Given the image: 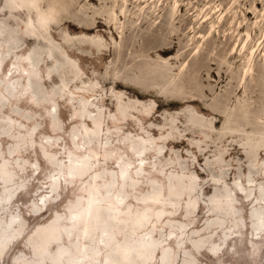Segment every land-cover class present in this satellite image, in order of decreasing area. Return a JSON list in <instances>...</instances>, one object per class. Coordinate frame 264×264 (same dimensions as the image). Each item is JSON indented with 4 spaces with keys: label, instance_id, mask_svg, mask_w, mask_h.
<instances>
[{
    "label": "rangeland",
    "instance_id": "rangeland-1",
    "mask_svg": "<svg viewBox=\"0 0 264 264\" xmlns=\"http://www.w3.org/2000/svg\"><path fill=\"white\" fill-rule=\"evenodd\" d=\"M51 1L43 0V10ZM55 1L60 16L31 40L28 14L0 0V173L7 183L0 177V244L16 235L0 264H110L113 253L140 252L142 241L152 239L158 248L147 264H162L163 252L166 264H264V229L256 230L252 218L253 211L264 217V0H179L184 19L175 49L162 57L142 51L153 40L146 25L126 30L122 40L104 23L84 30L71 22L82 9L106 11L109 4ZM174 1L164 6L165 17ZM129 9L137 13L133 4ZM202 9L216 11L214 22L226 15L204 44L197 37L207 27L189 32ZM248 32V52L263 44L255 79L244 89L239 77L247 56L231 53ZM154 36L157 44L169 42ZM199 47L201 57H193ZM212 57L227 66H212L211 77L198 73ZM164 61L167 67L160 66ZM67 63L85 86L100 82L102 88L65 87ZM114 77L123 84L114 87ZM201 91L203 103L180 97ZM228 91L237 92L226 105ZM243 105L253 111L247 117ZM256 110L263 112L260 148L253 126L244 125L255 123ZM82 158L92 167L85 175L83 161L80 171L72 167ZM89 200L98 204L94 211L101 206L112 216L100 227L89 223L84 238L81 211Z\"/></svg>",
    "mask_w": 264,
    "mask_h": 264
},
{
    "label": "bare ground",
    "instance_id": "bare-ground-1",
    "mask_svg": "<svg viewBox=\"0 0 264 264\" xmlns=\"http://www.w3.org/2000/svg\"><path fill=\"white\" fill-rule=\"evenodd\" d=\"M87 1L92 2L94 0H87ZM97 1H99L100 4L105 3V4H109L110 6H108V9L106 11H103V10H100L97 8H94L92 10H91V8L82 9L78 12L80 14V17L78 16V14H77V16H73L71 18V20H72L71 22L74 25H76L77 27L84 29V30H92L95 28L98 29L99 26H97L96 24L97 23H104L108 27V29L111 30V32L118 33L117 35H119V37L122 40H123V37L125 35L126 30L133 28V30L139 31V30H141V28L144 25H146L148 31H150V35H151L150 37H152L153 40L150 41V44L144 43L143 44L144 46L143 45L141 46V49L144 53H147L148 51L149 52L153 51L151 53L156 54L158 57H162V56L167 55L168 53L172 52L173 49H175V45H173L174 43L172 41L174 39H176V36H178V34L180 32V28L178 26V23H180L184 19V18L183 19L179 18V15H180L179 11H181V8H182L179 0L174 1L173 12L168 17H165L166 12H165V8H164V6L167 4L168 0H134V1H132V0H97ZM9 2L11 5L14 6L15 10L25 11L28 14L29 18H28V21L26 23V28L32 37L31 40H37V38H38L37 37V34H38L37 29L48 30V27L50 26V24L53 21L57 20V18L60 16V10L56 5L57 1H55V0H52L51 2H49L47 4V7H48L47 10H43V6H42V4L44 3L43 0H9ZM132 4H133L134 8H137V13H133L130 11L129 7ZM88 14H91V15H88ZM215 14H216V11L211 10L210 12H207V9L206 10L202 9L201 13L198 16H196V18L194 20L196 26L194 24V26H192L190 31H189L190 33H196V29H202L204 27H207L208 28V32H207L208 34L207 35L199 34L197 37L198 39L201 40L202 44H204L209 38H212L215 35V33L217 32V29L220 27V25H222L225 21L224 18L226 15H223V17H221V19L217 22L212 21ZM106 16H107V18H105ZM188 16L191 17V16H193V14L192 15L189 14ZM101 18L105 19V21L102 22V21L98 20ZM123 19H124V21L122 22ZM36 21H37V25H36ZM164 21L166 22L165 26H163ZM128 23H129V25H127ZM154 35H161V36L165 37L166 39H168L169 42L165 45L157 44ZM84 36L85 37L82 40H85V39L88 40V36L86 34ZM217 36H219V35H217ZM252 38H253V36L251 33H249V32L246 33V37L243 40L242 44L239 43L238 45H236L232 49V53H231V56H233V55L237 56L238 55L237 57H244L245 54L247 56L246 62H245V64H246L245 70L243 71V73L239 77V81L242 85V88L244 87V89H245V86H246L248 80H250V79L254 80L255 79V73L253 71V63H255V57H257L258 50L260 49V47L263 44L262 40H259L252 48H250V50L248 52V48H249V45L252 41ZM195 39H196V37H195V35H193L191 41L194 42ZM134 42L136 43L135 39H134ZM66 43L69 46H71L72 39H67ZM91 43H93V47H94L95 51L96 50L102 51L100 49V46L98 45V43H94V42H91ZM81 44L82 45L87 44V41L86 40L81 41ZM192 44L193 43H191V45ZM96 46H99V47L95 48ZM202 46L203 45H201L200 47H202ZM240 46H241V48H240ZM200 47L195 51L193 57H201V48ZM122 50H124V49H122V47H121L120 52ZM190 64H191V61L186 65V67L183 68V70L189 69ZM220 64H222V63L216 61V59L214 57H212L210 59V62L206 63L205 66H203L202 68H199V69L197 68V72L200 73V71H202V69H204V71H206L205 73L207 74V76L211 77L212 73H213V71H212L213 67L212 66L218 67ZM67 65H68V70H69L70 76H69L67 82L65 83V87H69L70 85H75V84L80 82L83 86L81 88L76 87L75 91H93L92 93H95L96 91H99L100 88H102L100 82L99 83L95 82V84H93L92 86H89V87L85 86L86 84H85V82L82 81V77L79 74L80 71H78V69L74 66V64L67 63ZM162 65L167 67L165 61L160 66H162ZM223 65L227 66V63L225 62L222 64V66ZM257 67H259V66H257ZM125 69L127 70V72L130 70V68H128V67ZM218 69H219V67H218ZM160 73H162V70H160ZM143 76L146 77V74L143 73ZM166 76L167 75H165V77ZM119 78L120 77H114L112 79V83L114 84V87H119V86H121V84H123V82L120 81ZM219 80H220V78H219ZM124 85L127 86V84H124ZM247 91H245V92L247 93ZM214 92L215 91H213L211 89V93H214ZM235 92H237V91H231V92L228 91V94L222 98L224 104H226V105L228 104L229 97ZM197 94H198L197 97H193L191 95H182L180 97L183 99L189 98V99H193V100H200L201 103H203L204 91L198 92ZM247 105H249V104H247ZM260 105H262V104L260 103ZM263 105H264V102H263ZM257 106H256V108H257ZM256 108H254V106H253L252 110L256 109ZM243 109H244L243 111L245 113V117H247L249 113L253 112L250 109H248L245 105H243ZM262 114H263V112H259V111H257V113H255V117H256L255 123H251V122L246 121V120L244 122V125L253 126L254 133L257 135L256 136V143H255L257 148H260L261 146H263L261 144V141H260V134H261V130H262L260 123H262ZM250 116H251V114H250ZM197 120L200 121L199 119H197ZM250 120H252V119H250ZM86 159L87 158H82V160H77V159L72 160L73 162H76L73 165L71 162L72 167H74L73 169L74 170L77 169L78 171H80L78 169L79 168L78 162L83 161L85 163L84 168H83L82 172L80 173L81 175L88 174V172L92 168V167H90L91 164H90L89 160L88 159L86 160ZM123 175H125V172H123ZM0 177L3 180L2 184H4V185L7 184L4 176L1 173H0ZM9 178H10V176H9ZM8 182L10 184L11 180ZM9 187L10 186H8L6 189H8ZM96 192H97V189H96ZM96 192H93V193H96ZM157 195H158V192H154V194L150 197L151 200L149 201V203L155 204ZM9 200H10V198L6 199L7 202ZM44 201L45 200L42 199L43 204H44ZM94 205H98L96 203V200H89V202L85 205L86 208H83V210L81 211V214L85 213V220L84 221L86 224H85V229L83 230V232L86 233V235L82 234V236L84 238H87V232L91 230V225L89 223L93 224V227L94 226L100 227V225H102L104 223V220L106 218L110 219V215L112 216L111 212L105 210L101 206H99L100 208H97L94 211L93 210ZM262 214L257 212V211L252 212V218H253L254 227L256 230L260 229L261 227H263V229H264V221H263L264 217ZM76 217L77 216H74V218H76ZM159 219H160V215H158V220ZM52 223L53 222H51L49 225H50V227L53 228V231H54L53 236H55V238H58V236H57V234H58L57 229L58 228L55 225H53ZM47 230H48V228H46V227L41 229V231L43 233H45ZM42 235H44V234H42ZM15 236L16 235H14V238L11 239L10 243L8 242V240H7V242L5 240L0 244L1 245L0 246V256H2L3 252H6L9 249L10 245H12V243L15 241ZM43 238H44V236H43ZM50 239H52V238H50ZM35 248H37L36 245H35ZM141 248H142V250L140 252H137V250H135L134 248L128 247V248L123 249L122 251H118L116 253H113L114 255H112V257H110L108 259V262H110V264H138V263L139 264H147V262L150 260L151 256L154 254L153 250L155 248H158V242L155 239L148 240V241L143 240ZM93 251L96 252V254L94 255L95 258H98L99 257L98 249L93 248ZM81 252H85V251L83 249H81ZM60 253L62 254V252H60ZM161 257H162L161 263L166 264L163 262V257H166L167 260H169L168 253L163 252ZM52 260H53V262H55L54 261L55 258L54 259L52 258ZM69 264H74V262L69 261Z\"/></svg>",
    "mask_w": 264,
    "mask_h": 264
}]
</instances>
